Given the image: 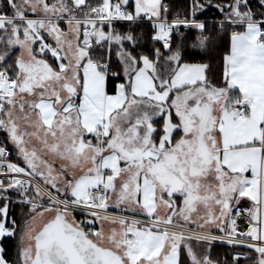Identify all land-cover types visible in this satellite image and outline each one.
<instances>
[{"label":"snow or ice","instance_id":"1","mask_svg":"<svg viewBox=\"0 0 264 264\" xmlns=\"http://www.w3.org/2000/svg\"><path fill=\"white\" fill-rule=\"evenodd\" d=\"M0 133V264H264V0H0Z\"/></svg>","mask_w":264,"mask_h":264},{"label":"trees","instance_id":"2","mask_svg":"<svg viewBox=\"0 0 264 264\" xmlns=\"http://www.w3.org/2000/svg\"><path fill=\"white\" fill-rule=\"evenodd\" d=\"M167 2L174 4L177 6L178 10H180L181 12H183V10L190 4V0H167ZM206 15H209V17L211 18H220V13L213 9L212 11L207 12V14H201L200 18L205 17ZM213 56L215 57V61H214V67L217 70V75H221L222 74V69H221V53H213ZM3 133H0V138H3ZM13 212H15L17 215L19 213V209H11L10 214H12ZM11 247V246H10ZM231 246H226V245H220V244H216L213 246V251H212V256L214 259H221L223 260L225 257L230 256L231 255ZM9 255L11 257H14L15 253L10 252Z\"/></svg>","mask_w":264,"mask_h":264},{"label":"built area","instance_id":"3","mask_svg":"<svg viewBox=\"0 0 264 264\" xmlns=\"http://www.w3.org/2000/svg\"><path fill=\"white\" fill-rule=\"evenodd\" d=\"M190 3H191V0H190ZM200 19L203 20V21L208 22L209 24H211V23H214V22L218 21L220 18H211V17H209V15H206L205 17L200 18ZM0 140H2V138H0ZM242 203H244V201H242ZM248 203L250 204V202H248ZM238 225H239L240 229L246 230V228H247V224L246 223H242L240 219H238ZM217 243H220V242H217ZM220 244L228 245L226 243H220ZM228 246H231V245H228Z\"/></svg>","mask_w":264,"mask_h":264},{"label":"rangeland","instance_id":"4","mask_svg":"<svg viewBox=\"0 0 264 264\" xmlns=\"http://www.w3.org/2000/svg\"><path fill=\"white\" fill-rule=\"evenodd\" d=\"M10 211H11V208H10ZM216 244L218 245V244H220V243H216ZM216 244H215V245H216ZM220 245H223V244H220ZM213 246H214V245H213ZM223 246H224V245H223ZM226 246L228 247V245H226Z\"/></svg>","mask_w":264,"mask_h":264}]
</instances>
